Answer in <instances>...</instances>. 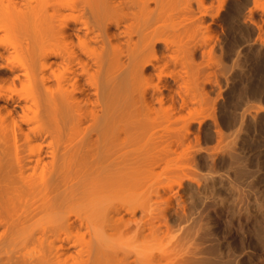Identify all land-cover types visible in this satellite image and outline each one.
Wrapping results in <instances>:
<instances>
[{"label": "bare ground", "instance_id": "obj_1", "mask_svg": "<svg viewBox=\"0 0 264 264\" xmlns=\"http://www.w3.org/2000/svg\"><path fill=\"white\" fill-rule=\"evenodd\" d=\"M37 1L0 0V33L25 38L23 59L0 65L12 82L0 86V258L10 257L14 229L39 217L40 264H69L73 249L75 264H109L117 241L145 231L134 219L143 208L122 199L116 160L125 154L117 148L146 136L155 112L171 119L175 91L166 80L180 87L184 79L171 68H186L190 57L170 60L150 0H126V16L124 0ZM79 5L89 9V21L75 16ZM161 139L168 160L171 135ZM74 230L89 238L78 244ZM138 260L127 264H162Z\"/></svg>", "mask_w": 264, "mask_h": 264}, {"label": "rangeland", "instance_id": "obj_2", "mask_svg": "<svg viewBox=\"0 0 264 264\" xmlns=\"http://www.w3.org/2000/svg\"><path fill=\"white\" fill-rule=\"evenodd\" d=\"M123 3L120 15L126 16ZM79 9L75 16L89 21V9ZM150 9L171 46L170 60L187 54L190 64L171 68L184 79L180 87L166 80L175 91L171 119L155 112L146 136L117 148L125 154L116 160L125 178L122 199L143 208L134 219L145 231L115 239L107 263L264 264V0H150ZM0 34L10 49V60L0 65L23 59L25 38ZM10 77L0 67L1 87H10ZM165 133L172 138L168 160ZM44 223L37 217L15 228L10 257L0 264H40L45 241L36 238ZM72 236L78 244L89 238L85 230ZM77 251L69 264L77 263Z\"/></svg>", "mask_w": 264, "mask_h": 264}]
</instances>
